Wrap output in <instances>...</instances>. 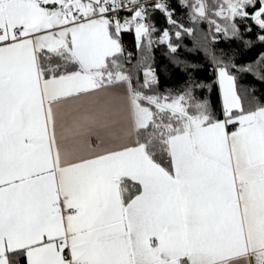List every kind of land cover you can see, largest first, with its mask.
Returning a JSON list of instances; mask_svg holds the SVG:
<instances>
[{
	"label": "snow or ice",
	"instance_id": "1",
	"mask_svg": "<svg viewBox=\"0 0 264 264\" xmlns=\"http://www.w3.org/2000/svg\"><path fill=\"white\" fill-rule=\"evenodd\" d=\"M0 264H264V0H0Z\"/></svg>",
	"mask_w": 264,
	"mask_h": 264
},
{
	"label": "trees",
	"instance_id": "2",
	"mask_svg": "<svg viewBox=\"0 0 264 264\" xmlns=\"http://www.w3.org/2000/svg\"><path fill=\"white\" fill-rule=\"evenodd\" d=\"M206 27V25H205ZM125 41L126 43H128L130 45V49L129 50H134L132 47H131V44H132V37L131 35L129 34H126L125 35ZM194 42V38L193 37H185V43L188 44L190 47L191 45L193 44ZM157 56L159 57L160 56V53H159V49H157ZM218 98H219V93H218V87L213 89L212 92L210 93V99L213 103V105L215 106L218 102Z\"/></svg>",
	"mask_w": 264,
	"mask_h": 264
}]
</instances>
